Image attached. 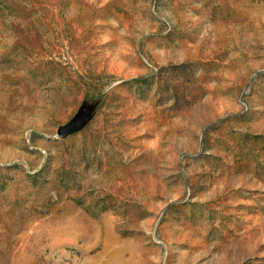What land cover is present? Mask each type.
I'll return each mask as SVG.
<instances>
[{"label": "rangeland", "instance_id": "1", "mask_svg": "<svg viewBox=\"0 0 264 264\" xmlns=\"http://www.w3.org/2000/svg\"><path fill=\"white\" fill-rule=\"evenodd\" d=\"M0 264H264V0H0Z\"/></svg>", "mask_w": 264, "mask_h": 264}, {"label": "water", "instance_id": "2", "mask_svg": "<svg viewBox=\"0 0 264 264\" xmlns=\"http://www.w3.org/2000/svg\"><path fill=\"white\" fill-rule=\"evenodd\" d=\"M91 112L88 108H83L73 117V119L57 132L59 138H66L81 132L88 124Z\"/></svg>", "mask_w": 264, "mask_h": 264}]
</instances>
